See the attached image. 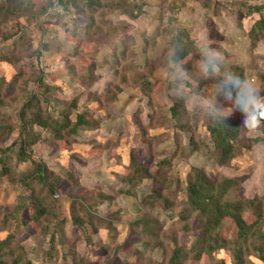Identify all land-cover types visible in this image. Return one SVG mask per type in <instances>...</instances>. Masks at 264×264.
<instances>
[{"label": "rangeland", "instance_id": "rangeland-1", "mask_svg": "<svg viewBox=\"0 0 264 264\" xmlns=\"http://www.w3.org/2000/svg\"><path fill=\"white\" fill-rule=\"evenodd\" d=\"M128 1L129 7H124L127 10L121 8L126 10L121 12L126 19L118 22L116 19V24L103 17L96 19L103 28L109 24L116 26L115 34H99L91 41L82 20L71 11L61 17L37 15L34 19L22 14L0 25V89L5 98L0 106V117L8 115L7 120L15 122L20 104L34 89L30 80L34 65L42 68L47 81L59 88L54 95L48 94L55 115L68 109L65 102L78 96L81 104L78 110H89L90 115L101 121L97 128H80L69 144L49 140L51 136L44 132L46 140L33 146V159L44 161L62 176L71 174L78 183L67 180L53 201L52 209L62 220V237L53 228L54 221L49 225V231L55 232L54 241L50 242L49 234L41 235L40 229L30 221L34 210L29 207L23 212L29 225L9 241V247L3 252L2 258L8 264L19 255L32 264H72L71 256L65 257L69 249L78 252L84 264H106L114 252V264H168L175 243L188 249L193 241V231H185L179 219L189 169L193 165L203 168L211 178L220 174L237 176L239 197L257 195L264 201V119L255 128L245 122L252 114L251 103H246L241 110L236 109L235 98L226 90L228 77L214 63L218 59L242 65L245 80L241 92L246 98H253V102L264 101V86L260 80V75L264 74V33L254 45L248 36L259 18L258 12H249V6H259L264 0ZM46 3L42 0L43 5ZM131 10L137 14L136 18L130 16ZM9 32L15 33L4 40L3 36ZM178 34L192 41L194 47L192 54L173 63L169 56L175 51L173 39ZM33 50H41L38 60L28 56ZM4 56L16 57L19 61L9 62ZM126 58L132 59L134 67L129 71L130 76L135 71H149V80L153 83L149 101L131 78L129 83L121 84V92L114 90L115 100L104 97L108 88L113 92V84ZM147 62L153 63L154 69L146 68ZM209 64H212L210 72ZM196 87L199 90L195 91ZM181 97L185 99L188 111L185 120L190 126L185 132L175 128L169 111ZM212 112L231 116L239 122L241 142L248 137L262 140L250 150H243L230 165L219 166L204 148L194 151L187 143L192 134L202 146L211 145L206 124ZM15 135L13 132L3 137L0 146H9ZM104 142L111 146L108 149L93 147L95 143ZM164 157L171 158V164L163 166L167 171L163 193L175 207L168 210L143 207L140 200L150 193L152 182L161 187L160 181L143 179L129 187L122 178L126 174L137 175V166H148L156 176L158 162ZM7 163L21 176L30 165L29 162L18 163L14 154L8 155ZM135 163L137 165L133 166ZM126 189L128 194H124ZM84 191H103L114 196L111 203L102 202L96 209L102 215L118 209L120 222L114 224L115 228L98 225V231L91 234L89 226L72 223L71 216L78 212L69 197ZM25 193L22 187L0 175V215L10 211L19 195ZM144 209H151L161 222L156 236L144 229L148 220L144 224L133 223ZM130 223H133V231H129ZM234 231L235 225L230 220L217 224V232L223 237L233 236ZM6 235L7 230L0 221V241ZM156 240L161 244L151 249L149 242ZM248 259L249 264H264L256 254ZM220 260L232 264L228 250H215L212 257L205 255L195 264H219Z\"/></svg>", "mask_w": 264, "mask_h": 264}, {"label": "trees", "instance_id": "trees-1", "mask_svg": "<svg viewBox=\"0 0 264 264\" xmlns=\"http://www.w3.org/2000/svg\"><path fill=\"white\" fill-rule=\"evenodd\" d=\"M46 4H42V0H4L0 3V25L8 19L25 14L30 19H34L39 15L43 16L46 12L50 0H46ZM103 1V2H102ZM66 7V13L71 11L73 14L83 15L96 10V6L102 8H124L129 7L128 0H63ZM81 4V5H80ZM89 7L93 8L91 10ZM127 7L124 8L127 10ZM121 10L125 13L126 10ZM215 14L216 10H214ZM249 12H258L259 18L253 23L248 32V36L252 45L264 33V4L249 6ZM130 16L136 18L137 14L131 10ZM58 17V16H57ZM61 17V16H59ZM91 24L86 26L88 39L93 40L94 36L103 34L112 36L117 31L116 26L109 24L108 27L97 24V20L91 16ZM77 24V21L75 20ZM107 23V22H106ZM15 32H9L3 36L4 40H9ZM175 51L169 57L173 63H179L188 55L192 54L194 44L187 38L178 34L174 37ZM46 49L47 46H44ZM28 56L39 59L41 50H33ZM125 57H123L124 59ZM3 59L16 63L19 61L16 57L4 56ZM127 59V60H126ZM124 60L123 70L120 69L117 76V82L113 84V92L108 88L104 97L109 100H115V94L122 91L121 84H127L130 81L137 85L141 92L150 100V92L153 83L149 80V74L145 71H135L133 75H129L132 68V59ZM214 63L220 71L228 77L226 82V90L236 100V109L241 110L246 105V96L241 92L240 87L245 80V69L242 65L221 61L216 59ZM211 65L207 70L211 71ZM154 64L146 63V68L154 69ZM18 73L13 81L17 79ZM45 71L36 66H31L30 80L34 84V89L20 104L16 120L14 123L9 122V116L0 117V141L5 136L16 133L14 139L9 146H0V175L6 176L13 184L22 187L26 193L19 195V199L13 205L12 209L0 215V221L7 230V235L0 241V264H8L3 258V252L9 247V241L14 240L19 232L27 227L28 221L23 218V212L29 207L33 208L34 215L30 219L40 229L43 236L50 235V242L54 241L55 232L49 231L50 221H54L56 231L61 233L62 220L58 219L57 211L53 208V201L58 194L59 189L67 180L77 184L78 181L71 174L62 176L56 171L50 169L42 160L33 159V146L39 141H45L44 132L51 136L54 141H65L70 143V139L77 134L80 128L99 127V118L89 114V110L79 111L81 105L79 97L73 96L66 103L68 109H64L60 114H54V108L50 106L51 98L48 94H55L59 90L58 86L47 81ZM261 84L264 86V74L260 75ZM235 81V83H234ZM116 90V93H114ZM199 90L196 87L195 91ZM5 103V98L0 89V106ZM170 116L174 120V126L178 131H187L190 129L188 121V111L185 106V99L181 97L176 103L169 108ZM7 117V118H6ZM206 130L209 135L211 145L204 143L203 146L191 134L188 138V145L192 150L197 151L204 148L209 157L219 166L230 165L232 160L241 154L243 150H250L251 147L262 140L261 137L246 138L245 142H241V128L237 120L231 116L214 113L210 116V120L206 124ZM264 131V129L262 130ZM109 142L102 144H93L94 148L108 149ZM14 154L18 163L29 162L30 165L21 175H18L7 163V157ZM171 158L164 157L158 162L159 170L156 176L151 172L148 166H137L139 173L126 174L122 181L129 187L136 185L143 179H157L162 184L157 187L153 184L150 187V193L142 197L140 203L143 207L146 205L153 209L160 207L163 210L172 209V202L163 193V189L167 179V171L164 165H170ZM135 163L133 166H136ZM189 176L186 186V196L183 202L182 211L179 212V219L183 224L185 231H193V241L187 249L175 243L172 248L168 264H195L203 256L212 257L215 250L226 249L229 251L232 264H249L248 257L256 254L260 260H264V201L260 196L252 198H242L238 196L239 179L237 176L229 177L225 175H217L214 178L209 177L205 170L198 166H190ZM128 190L124 194H128ZM71 204L77 209L78 214L71 216V221L79 227L89 226L90 233L94 234L98 231V225H103L108 229H113L114 224L120 222V211L118 209L110 211L107 214H99L96 207L102 202H112L114 196L103 191H84L77 195L70 196ZM150 209V210H151ZM150 210L144 209L139 219L133 223L139 225L144 224L150 234L157 235L161 229V222L155 217ZM2 206L0 205V212ZM246 217V219H245ZM249 218V221H247ZM223 220H230L235 225L233 236L223 237L217 232V224ZM133 223L129 224V231L132 230ZM191 223V224H189ZM60 237V238H61ZM65 237V236H64ZM87 242L90 237L87 236ZM157 239V238H155ZM173 240H176L173 238ZM62 241V240H60ZM64 244V243H63ZM150 248H155L161 242L156 240L150 243ZM53 247V245L51 246ZM66 256H71L72 264H84V258L74 250H68ZM115 252L107 260L106 264H114ZM224 264L222 260L217 261ZM11 264H32L29 259L23 260L21 255L15 256Z\"/></svg>", "mask_w": 264, "mask_h": 264}, {"label": "crops", "instance_id": "crops-1", "mask_svg": "<svg viewBox=\"0 0 264 264\" xmlns=\"http://www.w3.org/2000/svg\"><path fill=\"white\" fill-rule=\"evenodd\" d=\"M79 1L80 0H78V2ZM89 8L91 10H93V8H91V7H89ZM95 9L96 10H94L91 13L89 11V13H84L83 15L75 14L76 18H78L79 20H82V23L84 24L83 25L84 28H86V26L91 24V22H92L91 16L94 17V20H96L97 18H102V17L105 20H110V21L112 20L113 24H116V19H117V22L121 21L122 19H126L125 15L123 13H121V9L120 8L107 9V8H102L100 6H96ZM107 11H109V12H107Z\"/></svg>", "mask_w": 264, "mask_h": 264}, {"label": "clouds", "instance_id": "clouds-1", "mask_svg": "<svg viewBox=\"0 0 264 264\" xmlns=\"http://www.w3.org/2000/svg\"><path fill=\"white\" fill-rule=\"evenodd\" d=\"M235 83V81H234ZM246 103H251L252 114L245 121L250 127L255 128L259 125L260 120L264 119V101L253 102V98H246Z\"/></svg>", "mask_w": 264, "mask_h": 264}, {"label": "built area", "instance_id": "built-area-1", "mask_svg": "<svg viewBox=\"0 0 264 264\" xmlns=\"http://www.w3.org/2000/svg\"><path fill=\"white\" fill-rule=\"evenodd\" d=\"M65 14L66 7L63 4V0H50L48 8L43 14V18L63 16Z\"/></svg>", "mask_w": 264, "mask_h": 264}]
</instances>
